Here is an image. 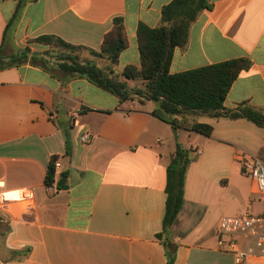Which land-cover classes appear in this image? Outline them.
Listing matches in <instances>:
<instances>
[{
    "label": "crops",
    "instance_id": "0c3cea01",
    "mask_svg": "<svg viewBox=\"0 0 264 264\" xmlns=\"http://www.w3.org/2000/svg\"><path fill=\"white\" fill-rule=\"evenodd\" d=\"M171 1L37 0L7 30L17 0H0V48L7 56L17 47L46 50L31 41L55 35L100 51L114 19L122 18L129 45L116 66L121 73L141 64L138 26H161ZM212 2L186 46L175 49L170 72L248 58L251 67L224 105L247 102L264 111V0ZM49 61V70L29 62L0 69V264H168L164 241L176 245L174 264H235L219 244V223L264 215V195L255 193L237 158L247 151L264 161V128L247 118L201 114L184 119L211 125L210 136L174 129L152 114L156 103L121 102ZM178 144L191 150L192 162L181 209L165 232L167 167ZM54 156L67 190L46 184Z\"/></svg>",
    "mask_w": 264,
    "mask_h": 264
},
{
    "label": "trees",
    "instance_id": "16d2710c",
    "mask_svg": "<svg viewBox=\"0 0 264 264\" xmlns=\"http://www.w3.org/2000/svg\"><path fill=\"white\" fill-rule=\"evenodd\" d=\"M37 0H17L16 9L8 26L18 19L22 10ZM212 0H172L162 8V25L150 27L144 23L138 26L137 38L140 51V66L128 65L118 73L116 66L121 53L129 43L122 18H115L113 28L102 43L100 51L88 50L91 55L106 61L100 66L96 61L82 59L79 51L84 47L73 45L55 35H43L31 41L48 47L46 50L33 49L30 46L19 48L16 53L7 56L3 46L0 48V69L25 64L27 62L49 70V58L55 66L67 73L86 78L95 86L104 89L119 98L121 102L138 98L157 104L152 114L170 123L174 129L184 128L205 136H210L213 127L201 122H188L186 115H209L215 118H247L264 128V111L241 103L234 109L225 107L228 93L240 73L251 67L248 58H238L224 62L172 74L171 63L175 49L188 43L192 24L205 10H211ZM86 50V49H85ZM129 81H140L137 87H130ZM181 117V119H180ZM54 156L48 166L46 184L56 186L58 190L69 188L67 174L56 176ZM192 162L191 150L178 144L171 162L167 167V203L163 230L167 232L179 213L185 196V178ZM162 239V235H158ZM168 264H174L176 245L164 241Z\"/></svg>",
    "mask_w": 264,
    "mask_h": 264
},
{
    "label": "built area",
    "instance_id": "2783aa9c",
    "mask_svg": "<svg viewBox=\"0 0 264 264\" xmlns=\"http://www.w3.org/2000/svg\"><path fill=\"white\" fill-rule=\"evenodd\" d=\"M243 173L255 183V193L264 195V161L242 151L237 154ZM56 169L61 162H55ZM55 192V186H49ZM219 244L235 256V264H248L253 257L264 259V215L245 214L243 216H224L219 223ZM231 237V240H226ZM240 239L246 243L239 245Z\"/></svg>",
    "mask_w": 264,
    "mask_h": 264
},
{
    "label": "rangeland",
    "instance_id": "374dc122",
    "mask_svg": "<svg viewBox=\"0 0 264 264\" xmlns=\"http://www.w3.org/2000/svg\"><path fill=\"white\" fill-rule=\"evenodd\" d=\"M19 49V47H17V49H16V51ZM79 55L81 56V58L82 59H87V57H93V58H96V57H94L93 55H91L89 52H87V51H85V50H80L79 51ZM105 65V64H104ZM103 65V66H104ZM117 71V70H116ZM138 83L137 85H136V87L137 86H139L140 84H141V82L140 81H129V83ZM140 83V84H139ZM201 119V118H200Z\"/></svg>",
    "mask_w": 264,
    "mask_h": 264
}]
</instances>
